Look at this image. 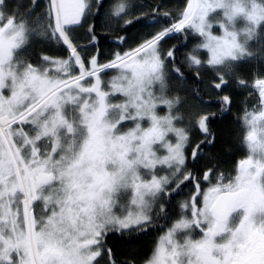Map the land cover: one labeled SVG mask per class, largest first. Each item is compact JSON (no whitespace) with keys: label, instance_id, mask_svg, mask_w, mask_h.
I'll use <instances>...</instances> for the list:
<instances>
[{"label":"snow or ice","instance_id":"snow-or-ice-1","mask_svg":"<svg viewBox=\"0 0 264 264\" xmlns=\"http://www.w3.org/2000/svg\"><path fill=\"white\" fill-rule=\"evenodd\" d=\"M0 264H264V0H0Z\"/></svg>","mask_w":264,"mask_h":264},{"label":"flooded vegetation","instance_id":"flooded-vegetation-1","mask_svg":"<svg viewBox=\"0 0 264 264\" xmlns=\"http://www.w3.org/2000/svg\"><path fill=\"white\" fill-rule=\"evenodd\" d=\"M258 96V92L255 89H252L250 99L248 100V104L251 105L255 102L256 97ZM245 156V153L243 151L237 152V158H243ZM126 252L123 249H117L116 250V258L117 259H123L126 257Z\"/></svg>","mask_w":264,"mask_h":264},{"label":"trees","instance_id":"trees-1","mask_svg":"<svg viewBox=\"0 0 264 264\" xmlns=\"http://www.w3.org/2000/svg\"><path fill=\"white\" fill-rule=\"evenodd\" d=\"M164 2L167 3V4H173V3H176L177 0H164ZM164 10H167V9H164ZM173 42H174V41H173ZM245 71L248 73V74H247V79H248V81H249V82L253 81V76L251 75V72L249 71V69H248L247 67L245 68ZM221 95H223V93H221ZM244 96H248V93L245 91V89L242 90L241 99H243ZM204 98H205V100H208L210 97H209L208 95H205ZM249 99H250V98H248V100H249ZM248 100H247V102H248ZM218 107H219L218 104H214V105H213V109H214V110H215V108H218ZM233 114H235V108H233Z\"/></svg>","mask_w":264,"mask_h":264},{"label":"rangeland","instance_id":"rangeland-1","mask_svg":"<svg viewBox=\"0 0 264 264\" xmlns=\"http://www.w3.org/2000/svg\"><path fill=\"white\" fill-rule=\"evenodd\" d=\"M251 84H252V81L249 82V85H250L249 88H248V89H245V91H246L247 93L251 92L252 89H254V88L251 87ZM161 114H162V113H161Z\"/></svg>","mask_w":264,"mask_h":264}]
</instances>
